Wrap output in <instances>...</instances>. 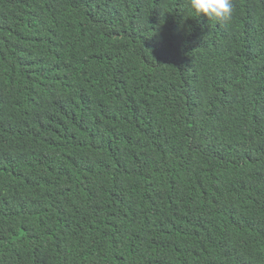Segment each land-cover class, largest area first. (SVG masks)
<instances>
[{
    "label": "trees",
    "instance_id": "trees-1",
    "mask_svg": "<svg viewBox=\"0 0 264 264\" xmlns=\"http://www.w3.org/2000/svg\"><path fill=\"white\" fill-rule=\"evenodd\" d=\"M0 0V264H264V0Z\"/></svg>",
    "mask_w": 264,
    "mask_h": 264
},
{
    "label": "clouds",
    "instance_id": "clouds-1",
    "mask_svg": "<svg viewBox=\"0 0 264 264\" xmlns=\"http://www.w3.org/2000/svg\"><path fill=\"white\" fill-rule=\"evenodd\" d=\"M194 17L203 16L217 24L229 23L234 15L233 0H187Z\"/></svg>",
    "mask_w": 264,
    "mask_h": 264
}]
</instances>
